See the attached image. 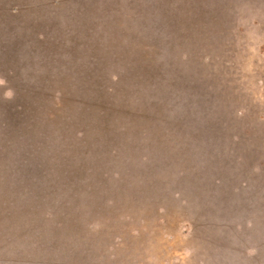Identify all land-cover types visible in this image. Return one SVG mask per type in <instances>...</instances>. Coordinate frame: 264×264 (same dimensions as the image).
I'll use <instances>...</instances> for the list:
<instances>
[{
	"label": "rangeland",
	"instance_id": "obj_1",
	"mask_svg": "<svg viewBox=\"0 0 264 264\" xmlns=\"http://www.w3.org/2000/svg\"><path fill=\"white\" fill-rule=\"evenodd\" d=\"M0 264H264V0H0Z\"/></svg>",
	"mask_w": 264,
	"mask_h": 264
}]
</instances>
